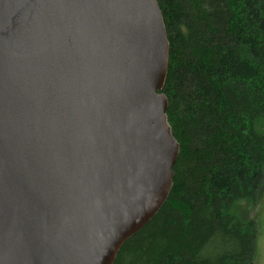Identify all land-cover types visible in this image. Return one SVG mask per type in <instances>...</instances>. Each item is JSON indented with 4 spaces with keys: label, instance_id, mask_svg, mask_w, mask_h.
Wrapping results in <instances>:
<instances>
[{
    "label": "water",
    "instance_id": "95a60500",
    "mask_svg": "<svg viewBox=\"0 0 264 264\" xmlns=\"http://www.w3.org/2000/svg\"><path fill=\"white\" fill-rule=\"evenodd\" d=\"M156 0H0V264H114L179 145Z\"/></svg>",
    "mask_w": 264,
    "mask_h": 264
},
{
    "label": "trees",
    "instance_id": "16d2710c",
    "mask_svg": "<svg viewBox=\"0 0 264 264\" xmlns=\"http://www.w3.org/2000/svg\"><path fill=\"white\" fill-rule=\"evenodd\" d=\"M156 2L179 153L166 202L114 264H253L256 226L233 209L264 187V0Z\"/></svg>",
    "mask_w": 264,
    "mask_h": 264
},
{
    "label": "rangeland",
    "instance_id": "374dc122",
    "mask_svg": "<svg viewBox=\"0 0 264 264\" xmlns=\"http://www.w3.org/2000/svg\"><path fill=\"white\" fill-rule=\"evenodd\" d=\"M239 220H252L256 226V255L253 264H264V187L254 205L240 203L233 209Z\"/></svg>",
    "mask_w": 264,
    "mask_h": 264
}]
</instances>
